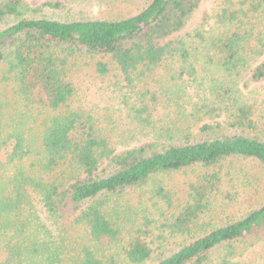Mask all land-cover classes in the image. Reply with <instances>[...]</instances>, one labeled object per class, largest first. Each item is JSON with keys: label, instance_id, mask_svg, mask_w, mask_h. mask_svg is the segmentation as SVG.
I'll return each mask as SVG.
<instances>
[{"label": "trees", "instance_id": "obj_1", "mask_svg": "<svg viewBox=\"0 0 264 264\" xmlns=\"http://www.w3.org/2000/svg\"><path fill=\"white\" fill-rule=\"evenodd\" d=\"M31 1L0 0V264H144L147 236L116 210L117 196L193 167L199 176L168 232L190 239L168 241L177 248L155 264H264V200L238 218L202 222L229 164L264 172V98L245 93L264 83V0L213 10L219 30L196 41L210 75L197 97L183 77L195 69V40L183 31L204 0H145L103 18ZM61 6L64 18L32 15ZM87 64L146 91L117 94L124 111L115 117L75 105V76ZM173 65L177 77L146 87Z\"/></svg>", "mask_w": 264, "mask_h": 264}, {"label": "rangeland", "instance_id": "obj_2", "mask_svg": "<svg viewBox=\"0 0 264 264\" xmlns=\"http://www.w3.org/2000/svg\"><path fill=\"white\" fill-rule=\"evenodd\" d=\"M31 1V0H30ZM41 0H32V3ZM59 2L68 3L73 10H79L77 15H69L68 17H116V15H129L136 12L145 0H58ZM228 0H204L196 12L187 22L184 31L189 35L190 40H195L194 45L189 44L192 55L191 63L195 69L193 74L188 75L183 73V77H188L191 81L192 89L186 88L193 96L204 95V86L200 83L208 81L209 73L205 71V64L203 56L195 51L196 46H200L196 41L199 36H206L207 32L215 33L219 30V26L214 23L212 19L213 10L219 8L221 4H226ZM238 2V0H233ZM104 5V6H103ZM63 6L50 9L43 7L41 10H35L32 15L35 17L44 16L51 18H64L66 15L59 13ZM221 29V28H220ZM203 51V50H202ZM190 63V62H189ZM187 63V64H189ZM161 67L157 69V73L147 78L146 87H156V84L161 80V77L175 76L177 77L178 67ZM188 67V65H187ZM210 76V75H209ZM113 74H108L105 77L97 76L93 69L87 64L83 65L82 69L77 72L75 78L77 80L76 86L78 90L74 97V104L82 108H88L103 116L111 114L113 117L118 115L124 108L117 103L115 96L120 93H127V96L135 95V92H145L146 89L140 90L138 83L134 88L126 86L125 82L120 80L117 82ZM181 80L180 78L178 81ZM246 92H250L251 97L259 95V100L264 98V83H251L246 88ZM197 97V96H196ZM120 109V110H119ZM124 111V110H123ZM240 162H244L241 164ZM234 161L229 164L223 177L222 193L218 194L212 203V211L202 218V222L209 221L219 222L226 221L231 217H240L246 211L255 206V203L264 200V172H261L258 167H253L249 161ZM246 168L249 172V182L242 180L239 177V166ZM238 170L236 173L235 171ZM254 173V174H253ZM251 174H253L251 176ZM258 175L259 180H254L253 176ZM197 168H187L175 172L161 173L149 180L142 186L131 188L122 197L117 196L118 200L115 202V208L118 212H124L125 216H129L130 220H134L138 224L141 236L145 237L152 250V259L144 264H155L160 256L167 255L177 248L176 244L167 245L168 241L175 240L182 242L189 240V236L176 235L171 237L169 235V226L173 221V217L181 211L184 206L189 190L190 184L198 177ZM121 216V215H120ZM122 217V216H121ZM124 218V217H123ZM125 220H129L124 218ZM220 224V222L218 223ZM207 230L210 226L205 227ZM166 238V239H165ZM174 238V239H173ZM165 247V249H162ZM259 253L264 256V241L259 243Z\"/></svg>", "mask_w": 264, "mask_h": 264}]
</instances>
